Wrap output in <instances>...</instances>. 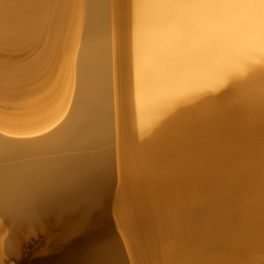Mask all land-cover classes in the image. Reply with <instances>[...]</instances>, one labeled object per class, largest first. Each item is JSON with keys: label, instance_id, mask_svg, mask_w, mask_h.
<instances>
[{"label": "bare ground", "instance_id": "obj_1", "mask_svg": "<svg viewBox=\"0 0 264 264\" xmlns=\"http://www.w3.org/2000/svg\"><path fill=\"white\" fill-rule=\"evenodd\" d=\"M112 189L131 264H264V0H0V264Z\"/></svg>", "mask_w": 264, "mask_h": 264}, {"label": "water", "instance_id": "obj_2", "mask_svg": "<svg viewBox=\"0 0 264 264\" xmlns=\"http://www.w3.org/2000/svg\"><path fill=\"white\" fill-rule=\"evenodd\" d=\"M92 153L101 154L99 150ZM114 198L112 189L110 195L95 201L54 209L33 228L27 226L13 235L8 231L2 254L9 241L15 250L4 264H115L117 256L121 264H131L114 218ZM108 249L112 260L108 253L98 256Z\"/></svg>", "mask_w": 264, "mask_h": 264}, {"label": "rangeland", "instance_id": "obj_3", "mask_svg": "<svg viewBox=\"0 0 264 264\" xmlns=\"http://www.w3.org/2000/svg\"><path fill=\"white\" fill-rule=\"evenodd\" d=\"M111 147H112V149L114 150V153L116 152V148H115V141L113 142V144H111ZM4 234H5V232H4ZM127 250V249H126ZM129 256V255H128Z\"/></svg>", "mask_w": 264, "mask_h": 264}]
</instances>
